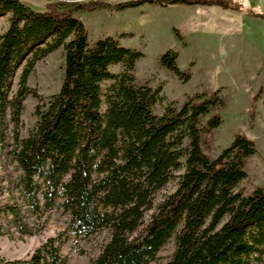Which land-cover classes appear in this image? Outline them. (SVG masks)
<instances>
[{
  "label": "trees",
  "instance_id": "16d2710c",
  "mask_svg": "<svg viewBox=\"0 0 264 264\" xmlns=\"http://www.w3.org/2000/svg\"><path fill=\"white\" fill-rule=\"evenodd\" d=\"M145 2L218 5L264 18V13L252 12L235 0H51L43 10L23 0H0V14H10L8 27L0 33V112L6 106L19 111L30 91L22 84L33 63L64 49L59 90L45 109L37 107L35 127L13 150L23 171L21 183L34 200L33 177H42L48 188L46 206L54 204L58 189L76 232L113 229L110 243L91 264H149L172 237L175 250L166 264L254 260L264 264L254 255L264 244V185L247 195L237 189L246 177L247 158L256 152L254 142L237 134L213 158L202 148L203 135L221 123L223 102L217 91L193 94L180 106L168 104L163 113H155L162 87L136 80L141 52L113 36L90 42L85 24L76 16ZM176 57L167 51L160 63L187 80L190 75L179 69ZM24 61L21 86L7 100L12 77ZM115 64L120 71H111ZM179 170L176 190L158 203L150 221L139 229L156 190ZM137 229L134 237L132 231ZM25 263L63 264V260L49 240ZM0 264L10 261L0 257Z\"/></svg>",
  "mask_w": 264,
  "mask_h": 264
},
{
  "label": "rangeland",
  "instance_id": "374dc122",
  "mask_svg": "<svg viewBox=\"0 0 264 264\" xmlns=\"http://www.w3.org/2000/svg\"><path fill=\"white\" fill-rule=\"evenodd\" d=\"M23 1L43 10L51 0ZM241 4L252 12L264 13V6L258 7L257 0H242ZM76 16L85 24L90 42L113 36L123 46L141 52L134 69L136 80L153 88L162 87L155 113H163L168 104L178 107L193 94L209 95L217 91L223 102L219 109L221 123L203 135V151L213 158L235 135H246L254 142L256 152L247 158L246 177L237 189L247 195L264 185V18L246 9H225L218 5L149 2L122 10L84 11ZM9 17L10 14H0V33L8 27ZM167 51L176 53L177 66L190 75L187 80L160 63L161 55ZM25 66L26 61L15 71L7 100L20 88ZM120 68L115 64L111 71L118 72ZM63 75L64 49L59 47L33 63L22 84L30 91L21 109L6 106L0 112V257L10 264H26L32 253L49 240L58 248L63 264H91L113 236L111 228L90 233L72 229L58 189L53 194L54 204L46 206L44 193L48 188L42 177H33L37 186L34 200L21 183L23 171L13 150L35 127L37 107L45 109L49 97L59 90ZM211 115L212 112L202 117V124ZM181 173L182 170L174 172L156 190L153 205L144 211L139 229L150 221L158 203L176 190ZM138 233V229L132 231L134 237ZM174 250L172 237L149 264H166ZM254 255L264 260V244L258 246ZM254 261L252 264H258Z\"/></svg>",
  "mask_w": 264,
  "mask_h": 264
},
{
  "label": "crops",
  "instance_id": "0c3cea01",
  "mask_svg": "<svg viewBox=\"0 0 264 264\" xmlns=\"http://www.w3.org/2000/svg\"><path fill=\"white\" fill-rule=\"evenodd\" d=\"M242 1V0H241ZM241 1H238V2H240L241 3ZM250 0H248V2H249ZM263 4V0H257V6L258 7H260V6H264V5H262Z\"/></svg>",
  "mask_w": 264,
  "mask_h": 264
}]
</instances>
